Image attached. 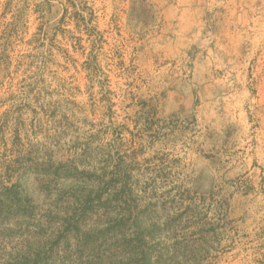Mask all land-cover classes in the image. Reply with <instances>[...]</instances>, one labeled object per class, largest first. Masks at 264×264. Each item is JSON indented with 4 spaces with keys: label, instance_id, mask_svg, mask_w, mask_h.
<instances>
[{
    "label": "rangeland",
    "instance_id": "374dc122",
    "mask_svg": "<svg viewBox=\"0 0 264 264\" xmlns=\"http://www.w3.org/2000/svg\"><path fill=\"white\" fill-rule=\"evenodd\" d=\"M27 1L0 0V41L24 10L0 73V161L17 127L67 161L87 117L144 168L176 160L161 189L190 188L218 264H264V0Z\"/></svg>",
    "mask_w": 264,
    "mask_h": 264
},
{
    "label": "trees",
    "instance_id": "16d2710c",
    "mask_svg": "<svg viewBox=\"0 0 264 264\" xmlns=\"http://www.w3.org/2000/svg\"><path fill=\"white\" fill-rule=\"evenodd\" d=\"M14 1L7 0L5 13ZM44 5L51 0L38 7ZM23 17L20 10L19 20L2 31L0 73ZM83 119L91 128L67 161L55 160L53 143L31 141L15 129L11 151L17 157L0 161V264H218L219 254L200 248L210 229L190 188L161 189L176 160L144 168L134 151L122 153L121 133L104 139Z\"/></svg>",
    "mask_w": 264,
    "mask_h": 264
}]
</instances>
